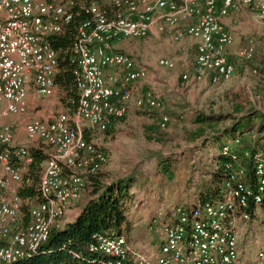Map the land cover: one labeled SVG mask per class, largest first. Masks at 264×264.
Segmentation results:
<instances>
[{
  "label": "built area",
  "instance_id": "obj_1",
  "mask_svg": "<svg viewBox=\"0 0 264 264\" xmlns=\"http://www.w3.org/2000/svg\"><path fill=\"white\" fill-rule=\"evenodd\" d=\"M244 7L258 9L264 24V0H0V264L34 256L52 229L61 226L69 204L81 198L86 177L108 162L104 148L87 137L90 129L83 121L105 131L113 119L126 114L135 83L150 73L114 42L190 21L184 31L197 46L193 76L217 83L236 70L230 57L235 36L223 17ZM83 11L88 17L79 23L72 45L80 93L74 116L57 112L25 124L29 140L51 148L27 221L20 189L30 183L24 175L35 157L27 145L15 144L18 125L7 119L29 112L30 95L42 99L56 93L59 57L51 37ZM183 35L179 32L176 38ZM237 52L246 60L255 58L253 44ZM159 64L172 68L175 61L161 57ZM134 99L140 107H164L153 89ZM169 121L163 113L161 127ZM233 146L234 140L228 139L223 152L238 160ZM254 172L255 187L242 178L241 168L224 179L219 197L173 205L161 227L165 240L155 258L135 249L123 233H99L90 244V256L74 264H264L263 248L255 261L243 263L239 233V224L251 221L264 200V146L254 155Z\"/></svg>",
  "mask_w": 264,
  "mask_h": 264
},
{
  "label": "rangeland",
  "instance_id": "obj_2",
  "mask_svg": "<svg viewBox=\"0 0 264 264\" xmlns=\"http://www.w3.org/2000/svg\"><path fill=\"white\" fill-rule=\"evenodd\" d=\"M227 16L235 27V42L230 47V57L236 70L229 79L213 83L193 78L197 46L195 40L184 31L190 21H183L166 31L157 30L145 37L122 38L114 42L115 48L130 53L138 62L148 66L151 82L142 85L143 92L156 89L164 101V107L151 109L144 106V110H140L132 98L126 114L113 119L108 131H100L88 121H83L84 127L90 129L87 134L108 155V162L98 174L100 178L111 184L117 179L133 176L131 189L134 204H126L133 227L124 230L123 234L135 249L152 258L156 257L165 240L161 228L165 216L161 213L170 208L169 203L176 204L194 197L198 184L205 179L207 169L212 164L207 156L201 159L195 151L196 145L202 143L200 138L196 141L191 138L194 130L200 126L195 122L196 114H232L231 118L220 123L225 125L251 111L258 113L253 121L263 123L264 24L258 17V9L230 10ZM179 32H184V35L176 38ZM249 44L255 48L253 60H246L237 52ZM161 57L172 58L175 66L169 68L160 65ZM183 73L191 74V78L183 81ZM64 96L66 93L58 85L56 93L45 100L47 111L44 115L65 112L74 116L76 101L70 97L64 100ZM163 113L170 117L166 128L159 125ZM249 137L252 145L264 146V132H259L256 127ZM222 141L223 137L217 145ZM37 142L40 147L47 148L42 141L33 143ZM46 159L47 156L41 163V172ZM166 162L171 163L170 169L163 171ZM30 168L29 172L32 171ZM30 184L32 186L28 187H33L32 179ZM88 191L71 207L69 204L70 210L61 219V226L74 219L75 212L89 198ZM37 195L36 192L32 198H25V202L30 205V202L36 201ZM262 205L257 206L251 221L239 224L243 263L255 261L259 249H264ZM25 209L28 211L29 207Z\"/></svg>",
  "mask_w": 264,
  "mask_h": 264
},
{
  "label": "trees",
  "instance_id": "obj_3",
  "mask_svg": "<svg viewBox=\"0 0 264 264\" xmlns=\"http://www.w3.org/2000/svg\"><path fill=\"white\" fill-rule=\"evenodd\" d=\"M87 17L86 12H80L63 32L51 37L53 46L58 50L59 71L56 82L66 93V96L63 97L64 100L70 97L77 101L79 98L80 93L75 79V69L78 63L72 45L77 35L79 23ZM150 108L158 109L157 107ZM238 110L240 109L238 108ZM256 114L258 113L249 111L225 125H220V123L231 118L232 114L213 115L201 112L196 114L195 122L199 123L200 126L194 130L191 136L192 141L200 138L202 139L201 142H206L204 145L209 141L212 143V150L200 154L201 159L211 156V153L214 154L213 162L207 169L205 179L197 186V193L202 200L219 197L224 179L233 171L238 172L241 168L245 171L242 176L245 182L253 187L256 186L254 155L263 146L252 145L249 136L254 132L255 127L259 132H264V119L263 123L258 122V124L253 121ZM110 126L111 124L105 131H108ZM225 136H227L226 140L217 145V142ZM87 137L90 138L88 134ZM228 139L234 140L233 151L239 154L238 160L232 159L230 154L223 152V146ZM196 146L201 145L198 143ZM246 151H249L250 154L246 155ZM33 153L35 159L30 166L31 175L28 172L27 178L32 179L34 184L33 187H28L31 185L29 183L21 189L20 193L24 198H32L36 192L38 193L37 184H39L41 177V163L48 156L43 150ZM166 160L169 159H163V161ZM170 165L171 163L166 162L163 171L170 169ZM99 172L86 177V187H90L89 198L82 204L80 212L74 219L66 222L63 226L54 227L47 241L34 256L9 264H74L90 256V244L95 235L99 233L121 234L124 230L133 227L126 205L127 202L133 203L135 198L131 189L134 181L133 176L117 179L110 184L100 178ZM262 204L264 209V200ZM26 206L29 207V204H24L25 212L27 211ZM25 218L27 219L28 216L25 215Z\"/></svg>",
  "mask_w": 264,
  "mask_h": 264
},
{
  "label": "crops",
  "instance_id": "obj_4",
  "mask_svg": "<svg viewBox=\"0 0 264 264\" xmlns=\"http://www.w3.org/2000/svg\"><path fill=\"white\" fill-rule=\"evenodd\" d=\"M245 9H254V8H251V7H244ZM223 21L225 22V24L227 25V27L233 32V30H234V25L232 24L233 22H232V20L231 19H229L228 18V16H224L223 17ZM157 31V29L155 28L154 30H153V32H156ZM184 74V73H183ZM183 74H182V79H183V81H188L190 78H191V74H190V78L189 79H184L183 78ZM192 74H193V71H192ZM193 76V75H192ZM193 78H194V76H193ZM195 79V78H194ZM197 81V80H196ZM148 82H151V75H148V77L146 78V79H144V80H141V81H138V82H136L135 83V85H134V98L137 96V95H140V94H142V93H144L143 91V84L144 83H147L148 84ZM143 85V86H142ZM156 93L158 92L156 89H153ZM158 95H160V93H157ZM161 96V95H160ZM47 98H49V97H45V98H42V99H35L32 95H30L29 96V101H30V110H29V112L27 113V114H25V115H12V116H10L7 120H9V121H14V122H16L17 123V125H18V132H17V137H16V140H15V144H25V145H27L29 148H30V150L32 151V153L33 152H35V151H39V150H43L45 153H46V155H48L49 154V151L51 150V148L48 146V145H46V143H44V142H42V144H44L45 146H47V148H43V147H40V145H39V143L37 142V143H33L34 141H32V140H29L28 138H27V136H26V131H25V122H27V121H29V120H31L33 117H40V118H44V119H48V118H50L53 114L52 113H48V114H46V115H44L45 113H46V111H47V108H46V102H45V100L47 99ZM162 98V97H161ZM135 100V99H134ZM134 105L138 108V109H142V110H144L143 108L144 107H140V106H138L137 104H136V102L134 103ZM150 108V107H149ZM45 109V110H44ZM152 109V108H151ZM161 117H162V115H161ZM161 119V118H160ZM170 122V121H169ZM169 124V123H168ZM224 138V141L226 140V138H227V136H225V137H223ZM28 143V144H27ZM204 143H206V142H202L200 145L201 146H199V147H196L195 148V151H196V153H198L199 155L200 154H204V153H207V152H210L211 150H212V143L209 141L206 145H204ZM202 150V151H201ZM182 153V152H181ZM34 154V153H33ZM211 156H209V157H211V158H209L208 157V161L209 162H213V155L214 154H210ZM29 172V171H28ZM28 172H25V175H24V178L26 177V176H28ZM23 188V187H22ZM88 189L90 190V187H86L85 188V190L83 191V194H82V196L84 195V193L86 192V191H88ZM20 191H21V189H20ZM82 196H81V198H82ZM80 198V199H81ZM79 200V199H78ZM78 200H76V201H78ZM198 200H202L201 199V197L198 195V193L194 196V197H189V198H187L185 201H182V202H179V203H194V202H196V201H198ZM76 201H73V202H71L70 203V206L69 207H71V205H73V204H75V202ZM179 203H176V204H179ZM175 204V202H172V203H169L168 204V206L170 207L168 210H166V211H164V213H162V215L164 214V216L166 217V216H168V213H169V211H170V209H171V207L173 206V205H176ZM70 210V208H68L67 209V211H66V214L68 213V211ZM80 210H81V208L78 210V211H76L75 213H76V215L80 212ZM25 212V211H24ZM25 215L26 216H28V218L26 219L27 221L29 220V211H26L25 212Z\"/></svg>",
  "mask_w": 264,
  "mask_h": 264
}]
</instances>
